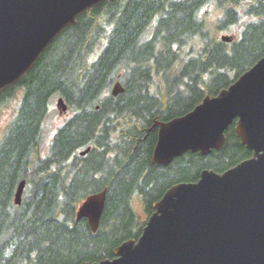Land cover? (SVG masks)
<instances>
[{
    "label": "trees",
    "instance_id": "1",
    "mask_svg": "<svg viewBox=\"0 0 264 264\" xmlns=\"http://www.w3.org/2000/svg\"><path fill=\"white\" fill-rule=\"evenodd\" d=\"M211 7L222 16L209 24ZM241 21L237 38L226 43L217 37ZM263 55L264 0H105L81 14L29 72L0 92V112L20 92L0 137V264L112 259L122 242L140 236L154 203L171 186L250 158L232 124L220 151L187 152L157 166L151 163L157 131L148 129L217 95ZM116 81L124 91L114 97ZM57 98L72 116L44 155L43 123ZM104 189L92 233L75 213L87 196Z\"/></svg>",
    "mask_w": 264,
    "mask_h": 264
},
{
    "label": "water",
    "instance_id": "2",
    "mask_svg": "<svg viewBox=\"0 0 264 264\" xmlns=\"http://www.w3.org/2000/svg\"><path fill=\"white\" fill-rule=\"evenodd\" d=\"M105 0H0V92L16 84L57 36ZM229 43L230 36H221ZM116 81L111 95L123 92ZM59 115L67 111L56 102ZM251 157L196 182L171 186L153 205L141 235L113 251L114 258L81 264H264V55L231 85L206 96L189 113L154 121L151 163L166 166L187 152L220 151L231 125ZM90 148L79 153L84 156ZM25 180L17 185L20 205ZM106 190L87 196L76 211L92 233L98 229Z\"/></svg>",
    "mask_w": 264,
    "mask_h": 264
},
{
    "label": "rangeland",
    "instance_id": "3",
    "mask_svg": "<svg viewBox=\"0 0 264 264\" xmlns=\"http://www.w3.org/2000/svg\"><path fill=\"white\" fill-rule=\"evenodd\" d=\"M206 21L209 24H212L215 20L220 19L222 16V12L217 11L215 8L211 7L209 8L206 12ZM247 20L244 19L243 22ZM243 22L241 21L239 24L234 25L230 29L221 32L217 35L218 38H220L222 35H229V36H234L238 37L239 33L243 27ZM20 101V92L18 91L16 93V96L14 99H12L7 108H5L2 112H0V137L3 134V131L5 130L6 126L8 123L12 120L14 117L18 104ZM55 101H52L51 106H50V111L45 118V121L43 123V128H42V134H41V150L42 153L45 155L47 152V149L50 145L51 139L56 132V130L62 126L67 119H69L72 116L71 111H67L66 114L64 115H59L56 108H55ZM135 209L137 214L144 219V216L142 214V208L139 204L135 203Z\"/></svg>",
    "mask_w": 264,
    "mask_h": 264
},
{
    "label": "bare ground",
    "instance_id": "4",
    "mask_svg": "<svg viewBox=\"0 0 264 264\" xmlns=\"http://www.w3.org/2000/svg\"><path fill=\"white\" fill-rule=\"evenodd\" d=\"M111 248V247H110Z\"/></svg>",
    "mask_w": 264,
    "mask_h": 264
}]
</instances>
